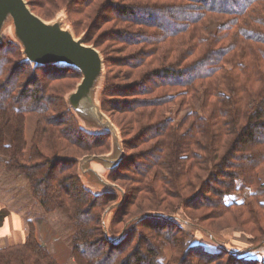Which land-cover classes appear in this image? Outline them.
Instances as JSON below:
<instances>
[{
  "label": "trees",
  "instance_id": "16d2710c",
  "mask_svg": "<svg viewBox=\"0 0 264 264\" xmlns=\"http://www.w3.org/2000/svg\"><path fill=\"white\" fill-rule=\"evenodd\" d=\"M27 1L44 19L55 5L60 9L46 20L65 11L75 34L87 29L86 40L93 39L97 48L96 31L111 24L100 36L119 44L114 56L99 49L105 60L99 100L105 111L121 114L117 124L125 148L145 150L110 171L111 178L134 175L139 184L118 206L112 225L128 215L132 194L146 198L147 191L175 196L186 207H214L215 218L230 216L235 224L257 218L255 201L264 207L259 200L264 196V0ZM14 45L21 59L12 66L14 61L2 55L0 68V170L13 176L9 189L0 184L3 203L15 209L25 201L17 209L22 211L34 197L43 216L59 211V229L68 233L66 258L77 264H264V256L241 260L209 225L203 224L216 245H189L180 233L184 226L158 214V199L156 206L151 202V208L129 216L134 226L120 238L110 234L105 214L118 193L96 192L83 183L76 153L88 149L85 127L67 101L69 92L59 102L52 94L53 80L71 71L81 79V73L61 64L35 66L24 60L20 44ZM40 71L43 79L37 77ZM25 72L30 76L23 78ZM29 113L38 115V126L27 141ZM126 133L134 135L126 138ZM91 135L97 143L111 136L107 131ZM239 183L253 187L250 202L228 200ZM18 184L29 191L20 199ZM9 211L0 210V224ZM29 211H22L29 222L24 240L0 248V264H72L60 257L61 247L54 253L39 240ZM230 221L222 228H232ZM169 222L179 227L165 231ZM263 241L264 236L258 243ZM163 245L170 254L161 251Z\"/></svg>",
  "mask_w": 264,
  "mask_h": 264
},
{
  "label": "rangeland",
  "instance_id": "374dc122",
  "mask_svg": "<svg viewBox=\"0 0 264 264\" xmlns=\"http://www.w3.org/2000/svg\"><path fill=\"white\" fill-rule=\"evenodd\" d=\"M45 6H47V4H45ZM55 6L53 9L48 11L49 15L44 16L46 19H50V18L54 17L56 15V13L60 10ZM34 7L36 9H38V11H40V9L38 7H36V6H34ZM41 14L45 15L44 13H41ZM66 24H68V23L65 22L64 25H66ZM110 27H111V24H106L102 28L97 30L95 39L97 38V36H99V42H100L99 47L103 50L108 51L109 54H111V56H114V55L119 54L118 53L119 51H117V46L119 44L115 43V41H113V40L106 41V40H104L103 36H100V34L102 32H104L105 30H108V29L110 30L111 29ZM79 31L80 32H77V34H76L77 37H81L82 35H85V37L88 36L87 29L86 30L79 29ZM106 37H107V35H106ZM3 41L5 43L0 48V68L4 67L2 55H5L7 58H9L8 62L10 64H11L10 60L14 61L11 64L12 66L15 64L16 61L21 59V52L18 49V46L14 45L15 41H14V38H13L12 33L10 31L9 32L5 31V35L3 36ZM87 43L95 45V43L93 42V39H91L90 41H87ZM100 48H98V49H100ZM8 66H10V65H8V63H6L5 67H8ZM113 71L115 73H117L118 68L113 69ZM37 75H38L37 77H39L40 79H43V72L42 71L38 72ZM22 76H23V78H25V77H29L30 75H29V73L25 72ZM80 80H81L80 76L77 75L76 73L72 72V71L68 75H65V76L63 75V77H59L58 79L53 80L52 86L54 88V91L52 92V94H53V96H55V98H53V99H56L57 102H59L60 97H61V99L62 98L64 99V96L68 92L72 91V88H74L75 85ZM40 83L42 84V82H40ZM40 83H39V85H40ZM99 96H100V94H99ZM57 107H59V106H57ZM56 109H58V108H56ZM104 112L112 119V121L118 127V129L120 131V128H119L117 123L119 122L118 121L119 118H121V114H118V113L113 114L112 112H108L105 110H104ZM110 113H112V114H110ZM181 114H183V112ZM79 122H81V121H79ZM37 126H38V115L34 114V113H29L28 117H27V123H26V137L28 139L27 141H30L32 139V136H33L32 134L36 130ZM84 129H85L86 133L83 134V137H84V141L87 143L88 149L83 148L82 150H79L76 153L78 156H80L79 158H81L87 154L108 153L112 150V134L111 133H110L111 136L107 135L101 140L100 143H97L95 141V139H96L95 136H92L91 133H94V132L97 133V132H100L102 130L90 129V128H84ZM120 134H121V131H120ZM132 135H134V134L133 133H126V138H130ZM144 147L145 146H141L139 149H128L127 150V148H125V145L123 142V148L125 150V156L131 157L133 153H139V151L141 152V150H143ZM78 166H79V161L77 163V168H78ZM119 166H121V165H119ZM122 170L123 169H118V172H121ZM56 171L58 172V170H56ZM110 171L111 170H108V174H107L108 179L111 182V187H109V188H111L110 190L116 191L118 193V198L116 200L111 201L110 204H108V206H107L108 212L106 213V224L108 226L107 227L108 231H110V234H114V237L120 238L121 235L124 233L125 229L132 228L134 226V223H132V221L129 220L132 217L130 218L129 216H132L134 213L139 212L143 208L144 209L149 208L151 202L156 206V200L158 199L160 202L155 207L159 210L158 214L162 215V217L173 218V219L177 220V223L179 224V226H184L183 231H180V233L184 237V241L186 243H189V245L190 244H198L199 245L201 243L204 244L206 247L216 245V244L209 242V239L207 236L210 232L203 225V224H205V225H209L212 228H216L217 230H220V233L222 234V236H221L222 238L218 239L220 241V244L225 246V248H227L228 250L236 251V253L239 255V258H241V260H245V259L250 258V257H261L262 258V256H264V241L260 244L258 243V241L260 242V240L264 236V234L261 232V231L264 232V207L260 205L258 200L255 201V204L253 205L255 210H256L255 211L256 214H253V216L257 217V218L253 219V222L251 221L247 224L241 225V224H235V222L228 220L230 218V216H229V218L227 217V218H223V219L215 218L213 216L216 212V209L214 207H202V206H198L196 208L194 206L186 207V205L184 206L183 204L178 203L179 200L176 199L175 196H173V197L172 196H165V195H161V194H163L161 192L157 193L155 191H147L149 193V196L146 195L145 196L146 198H138L137 195L132 194L130 199H131V201L134 200L135 203L132 204V207H129L128 215L125 217L121 216L122 222H118L117 224L115 223L114 225H112L113 218L115 217V215L118 211V206L124 202L126 197H128L127 194L130 192V189H133L134 187H138L139 184L136 181V179L134 178V175L133 176H131V175L127 176L123 172L122 175L121 174L119 175L121 177L117 179V176L114 178L110 177ZM118 172H115V173L117 174ZM78 174H79V172H78ZM125 176H126V179H124ZM2 182L9 189L10 185L13 184V176H10V177L6 176L3 173V171L0 170V184H2ZM20 182L23 183L21 180H20ZM216 182H214V183L216 185H218ZM214 183H213V186L215 185ZM18 186L20 189V190H18V191H20V193H19V199H20L21 195H26L25 193H28L29 191L27 190L26 186H23V185L20 186L19 184H18ZM238 186H239L238 187L239 189H236L232 193H230V195L228 196V200L229 201L237 200L239 202L240 201L250 202L252 200L251 195H252L253 187H251V186L243 187L244 185H242V183H239ZM92 189L94 191L101 190L102 186L97 185L96 187H92ZM96 192H99V191H96ZM135 192H136V190H133V193H135ZM174 193H175V191H174ZM133 195H134V197L136 196V199H134ZM205 196L213 197V200L217 199V195L215 193H207L206 192ZM31 199H32V201L30 202L29 207H26V206L22 207V211L27 212L29 209L30 211L34 212L33 215H31V212L29 211V214L33 218V222L35 224V227L37 228L36 231H37V236H38L39 240L42 243H48V244L58 242L59 247H61V249H62V255H60V257L63 259H67L66 257L68 254V250L66 248H67V244H68L67 243L68 242V239H67L68 233L64 229H59V226H58V224H60V225L63 224V223H61L63 221V217L60 216L61 213L59 211L48 212L46 216H43V214L41 213L42 209L35 207L36 206L35 203L38 205L37 200L34 197ZM203 199L205 200V197L200 198V201L201 202L204 201ZM259 200L264 201V196H261V198H259ZM24 203L27 204L25 201H22V203H19V201H18L15 209H19L18 206L20 207ZM165 205L172 207V209L177 208L178 209L177 213L165 212L164 210H166V208H167V207H164ZM13 208H14V206H13ZM244 208H245L244 206L239 207V209H241L240 210L241 212L242 211L248 212V219H250L251 217L253 218V216L250 215V213H249V209L248 208L244 209ZM127 218L129 221L127 223H123L124 220ZM177 218H180V220H178ZM241 219H244V217ZM229 221L231 222L233 227L232 228H228V227L222 228L223 226H227ZM164 226H165L164 230L167 231V230H171V229L175 230L174 228L176 225L173 226L169 222V223H166V225H164ZM179 226H176V227H179ZM55 237H56V239H55ZM210 244H212V245H210ZM161 251L167 253V251H168L167 246L163 245L161 247ZM182 251H179V254H182ZM190 253L192 254L193 252H190ZM167 254H170V253H167ZM68 261L72 264H77L76 261H74V259L72 260V258L67 259V262Z\"/></svg>",
  "mask_w": 264,
  "mask_h": 264
},
{
  "label": "water",
  "instance_id": "95a60500",
  "mask_svg": "<svg viewBox=\"0 0 264 264\" xmlns=\"http://www.w3.org/2000/svg\"><path fill=\"white\" fill-rule=\"evenodd\" d=\"M65 22V11L46 20L33 11L27 0H0V42L5 31H10L22 47L24 60L35 66L61 64L81 73V80L67 94V101L85 128L112 134V150L103 156L111 159L106 168L112 170L121 165L126 156L120 131L104 112L99 100L105 79L104 56L96 45L87 43L85 35L77 37L71 26L64 25ZM91 156L87 154L79 158L80 178L91 189L101 185V190H110L108 179L100 173L98 179L90 175L88 162Z\"/></svg>",
  "mask_w": 264,
  "mask_h": 264
},
{
  "label": "crops",
  "instance_id": "0c3cea01",
  "mask_svg": "<svg viewBox=\"0 0 264 264\" xmlns=\"http://www.w3.org/2000/svg\"><path fill=\"white\" fill-rule=\"evenodd\" d=\"M92 155L93 156L89 158L88 162V170L90 175L98 179L101 174L102 177L108 179V168H106V166L110 163L111 159L108 157H103L105 156L104 153H93ZM2 201L3 200L0 198V210H3L4 207H7L10 209V211L7 213L4 222L0 224V248L6 247L13 242L23 241L29 228L27 215L22 211L8 207V205ZM49 249L50 251L56 253L59 250V243L56 242L49 244Z\"/></svg>",
  "mask_w": 264,
  "mask_h": 264
}]
</instances>
